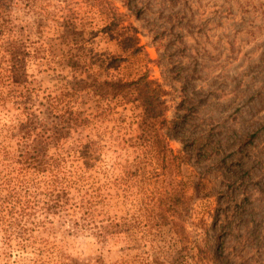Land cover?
Returning <instances> with one entry per match:
<instances>
[{"label": "rangeland", "instance_id": "374dc122", "mask_svg": "<svg viewBox=\"0 0 264 264\" xmlns=\"http://www.w3.org/2000/svg\"><path fill=\"white\" fill-rule=\"evenodd\" d=\"M0 12L38 53L13 61L0 36V204L23 198L0 224V264H264V0ZM141 74L165 90L166 122L149 131L172 149L159 143L160 161L134 104L90 86Z\"/></svg>", "mask_w": 264, "mask_h": 264}, {"label": "trees", "instance_id": "16d2710c", "mask_svg": "<svg viewBox=\"0 0 264 264\" xmlns=\"http://www.w3.org/2000/svg\"><path fill=\"white\" fill-rule=\"evenodd\" d=\"M4 14L5 12H0V36L8 40L10 48L8 51H4L5 57L15 61L21 58V56L27 55L32 60H37L38 53H35L34 48L30 49L24 45L20 39V33L13 27ZM90 86L94 97L99 102L108 101L110 103L113 102L114 105L123 106L128 103L134 104V108L137 110L136 116L140 123L144 125L141 129L143 131L142 139L145 141L153 161H160L165 156L164 153L161 154L160 152L159 143H162V148L165 151L172 152L171 147L167 146V143L165 144V138L159 133V129L154 128L157 133H154L153 138L149 132L153 126L159 128L160 124L162 125L166 122L165 112L167 105L164 99L165 90L160 84L151 81L146 74H141L130 80L104 79L100 81L99 79H93ZM177 157L172 153V160ZM54 198L52 192L45 193L42 201L44 211L51 208L55 200ZM22 200V196L14 191L6 196L0 204V224L5 225L11 220L10 215L15 213L18 207H22Z\"/></svg>", "mask_w": 264, "mask_h": 264}]
</instances>
